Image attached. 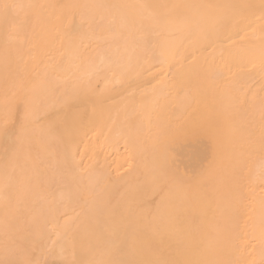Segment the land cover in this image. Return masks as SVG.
I'll return each mask as SVG.
<instances>
[{"label":"bare ground","instance_id":"6f19581e","mask_svg":"<svg viewBox=\"0 0 264 264\" xmlns=\"http://www.w3.org/2000/svg\"><path fill=\"white\" fill-rule=\"evenodd\" d=\"M0 264H264V0H0Z\"/></svg>","mask_w":264,"mask_h":264},{"label":"snow or ice","instance_id":"6c2138e0","mask_svg":"<svg viewBox=\"0 0 264 264\" xmlns=\"http://www.w3.org/2000/svg\"><path fill=\"white\" fill-rule=\"evenodd\" d=\"M5 7H8L7 5H5Z\"/></svg>","mask_w":264,"mask_h":264}]
</instances>
